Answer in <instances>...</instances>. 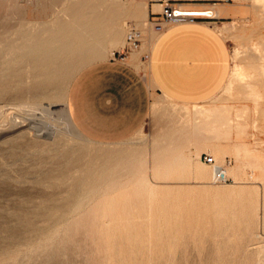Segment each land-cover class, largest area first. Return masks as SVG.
<instances>
[{
  "label": "rangeland",
  "instance_id": "1",
  "mask_svg": "<svg viewBox=\"0 0 264 264\" xmlns=\"http://www.w3.org/2000/svg\"><path fill=\"white\" fill-rule=\"evenodd\" d=\"M45 1L47 0H0V36L24 34V32H26L27 34H31L30 32H32V34H43V35L63 33L60 31L48 32V33L47 31H43V32L35 31V30L27 31L25 29L27 25L28 26L31 25V23H28L29 20H40L45 24V23H49L52 19H55L56 17L62 16L64 12L68 11L69 9L73 7L72 3H75L77 0H67V1L60 0L57 6L53 9V14L51 16H48V15L40 16L37 14H32V15L25 14L26 4L30 5L29 8L31 9V6H33L35 2L39 3V5L42 4V6H38V9H39L38 13L45 12L47 10L46 9L47 7L43 5ZM242 1L245 2L247 0H242ZM250 1L256 4L257 9H258L257 14L255 15L251 14L248 16L246 15L240 18H232L229 21L222 23L220 27H218L220 31L223 33V35L226 37V39L228 40L231 53H232V68H231L230 76H229L227 83L222 88V90H220V92L215 97L208 100L207 102H204L202 104L190 105V106L179 105L161 96L160 99H156L152 103L150 120L145 122V123L147 122L150 123L149 130L144 131L143 126H142L135 134H133L132 136H130L129 138L125 140L114 142V143L100 142V141H97V140H94V139H91L85 136L76 127V130L78 131L77 133L78 135H80V136H77V133L75 131H73L72 129H70L64 124L63 114L61 112V107H62L61 103L64 100L68 101V93H69L70 85L72 83V77L77 71L80 70L81 67L83 68L89 63L97 61V60L108 59L117 49H119L120 52L123 53L122 55H125L126 51L129 49V44H127L125 48H121V46L111 48L110 50H108L105 57H101L103 52L94 54L93 56L91 54H87L85 57L84 65L82 66L71 67L72 66L71 64L63 63V67L60 70L52 73V76L46 79L31 76L33 72H31L30 74L22 73L21 74L22 79L20 80L21 85L19 84L18 87L15 85L16 83H19V81L17 80H12L10 83L6 84V86H11V87H9L7 92L4 90L0 91V104L4 103V105L7 106L8 104L10 106L7 108L5 106L4 108V105H0V107L3 106V108L6 109L5 112L7 111V113L10 116L12 117L14 116L15 118H18V119L24 118V120L27 119L28 121H26L27 126H25L24 130L21 129L20 131H17L18 133L12 132V131H5L3 135L0 136V140H1L0 141L1 142L0 143V264H105V263L106 264H111V263L116 264L114 263L116 261L117 263L122 261L120 262V264H128V261L125 260L127 259L126 253L128 252H129L128 253L129 264H134L133 261L135 258L138 259L137 260L138 262L134 261L135 264H139L141 262L140 254L142 253L143 250L144 251L142 254L144 256L142 255V261H143L141 262L142 264H146V263L148 264H152V263L153 264H170L171 262L169 261H172V264H176L175 262H177V264H259V263L264 264V263H261V262H264V244H263L264 243V218H263L264 199L262 197L264 196V183L262 182L260 184V183L252 182L251 178L249 179L248 175L245 176V178H239V176H237L235 173H233L230 170L231 167H234L237 164V159H236L234 152H226V155L217 159V162L223 164L225 168L227 169V176L230 178L227 181H221V182L215 181L212 177L213 171H212V175L210 179L208 180L197 178L195 175L190 173L189 171L190 167L186 168L187 171L184 174L176 172L167 177L156 174V170L158 168L163 167V164L166 162V157L163 156V154L165 153V150L159 149V144L163 142L164 135L167 132L173 133L174 135L176 130L178 131V128L176 126H178L180 123L184 122L185 120L189 121V119H185L184 116H187L188 118L192 115L199 117L201 115H206L209 111L215 108L226 109V111H229L230 114L238 113V111L243 110L245 107L249 105H253L255 101V94L253 93L254 88L264 89V75H263L264 74L263 73L264 72L263 70L264 69V58H263L264 57V51H263L264 50V9L263 7H261L262 3H264V0L263 1L262 0H250ZM260 1H262V3H260ZM100 3H103V2H99L98 4H96L97 9L98 8L103 9V7L99 5ZM121 4L123 3L120 2L117 4H111L108 8L120 11L119 12L120 13L119 22L127 30L126 37H128L129 34L133 31L132 28L138 30L141 33L138 48L142 49L143 46L147 48L146 50L144 49V51H142V54L144 57V63L147 64L149 55H150V45L152 44V41L155 40V38L162 32V30H159L156 27V25L153 23L151 18L150 20H147L146 28L139 29L135 26H130L128 28V22H127V19L125 18L126 8L121 6ZM160 20H161V17H160ZM131 23L133 24L134 22L131 21ZM90 55L91 57L89 58ZM234 63L236 64V66ZM254 64L256 66H254ZM49 66L52 67L53 65L49 64ZM236 67L238 70H236ZM233 70H234V73L236 74L233 73ZM66 82L68 84H66ZM148 82L150 81L148 80ZM45 84H48V86L46 87L49 88L52 94L54 93L53 97H51L50 99L44 100L45 104L48 101L56 100L58 105L55 107L57 109L59 108L58 110H56L57 112L56 111L51 112L52 115L50 113L51 118L47 117L49 113H47L46 111H42L41 108L36 107V110H35L36 113H33L35 112L34 111L35 108L26 107V108L21 109L22 111L24 110L22 112L20 111V108L18 110L15 107L14 103L17 102L18 99L22 98L20 94H23L26 89L31 88L32 92H35L39 90L40 88L45 87ZM150 85L152 87V94L154 96H158L151 82H150ZM4 87H5V84H0V90L3 89ZM12 104L14 107L11 106ZM16 111H18L17 113H19L18 114L19 116L17 115ZM26 112L29 113V117L27 116L28 118L25 117V115H28V113ZM42 112H45V114L47 113L45 117V120H47V123L46 121L45 122L42 121L44 120V116H45V114L43 116H40V114L41 115L43 114ZM30 113L34 114V116L36 115V117H34L33 115L31 116ZM1 117L2 115L0 116V118ZM40 117L42 118V120ZM4 119L5 118L3 117L0 119V123H1L0 125H4L5 121L4 123L2 122V120ZM196 119L197 118H193L192 121H196ZM20 120H23V119H20ZM48 120L51 123L55 121L54 125H52ZM57 120L61 122L59 123L57 122ZM197 120L200 121V118H198ZM30 123L32 126H34L33 128L30 125ZM51 125L53 127H55V125L62 126V128L65 131L67 129L66 135L68 136V138H66V140L59 139V138L53 140L52 138H48L47 136H48V132H50V129L52 127ZM47 126H50V127L46 128ZM47 129L49 130L47 131ZM68 130H72V131H68ZM254 132H255V135L246 136L247 137L246 139L252 140L250 142H247V144L250 146L251 149L252 148L254 149L253 142L255 138H257V140L264 141V127L261 128L259 127V125H255L252 128V133ZM15 133L17 135L18 134L20 135H18L17 137L15 136L16 135ZM5 138H8V139H5ZM47 140H49L48 144L47 142H45ZM72 145L73 147H71ZM171 145H175V144L172 143ZM177 145L179 146V144ZM184 146L185 145L183 144V146H181L179 150H175V149L171 150V153L172 154H176L179 152L185 153L184 150L182 149V147ZM7 148L9 151L7 150ZM257 151L258 149L251 150L248 156V159L258 156L259 155L258 153L260 151L258 153ZM202 152L210 153L213 155V152L210 151L209 149H205ZM194 157H196V155H194ZM227 157L232 159V163L229 165L225 164V160ZM199 160L203 162L205 165H207L209 169H211L212 165L206 163L201 158V154H200ZM88 161L89 163H87ZM143 177L150 179L151 183L157 186V189H156L157 191L155 190V192L152 195H150L148 191L137 190V186L139 185L138 180ZM169 180L171 181L173 180V182H170ZM224 184L227 185L226 188ZM257 187L259 188L258 190H257ZM230 188L235 191L232 192ZM261 188L262 190H260ZM238 189H239V192H238ZM251 189L253 190L251 191ZM240 191L241 192L243 191V194H241L243 197H240V200H242L244 197L246 200V202L245 200L242 201V203L243 202L245 203V207L244 209H242V211H238V209L239 208L241 209V206H244V204L242 205V203L239 200V197L236 196L237 194H239L240 196ZM256 191H259L258 192L259 195H257ZM250 192L254 193L255 196L251 195ZM156 194L158 197L157 199H156ZM183 195L184 196L186 195V197H184ZM245 195L247 196V198ZM152 196L153 198H155L153 203H152V200H153ZM257 196L258 197L260 196V198H258ZM180 197H183V198L181 199ZM224 197L225 198L227 197V198L225 199ZM248 197H250V199H248ZM149 198H151V200H149ZM236 198H238L241 206L237 204L239 202H237ZM252 198H253V202L252 201L251 203L249 202V207H248V204L246 203H248V200H252ZM158 199H159V202H158ZM227 199L228 200L231 199V201L234 200L232 202L229 201L231 206H229L230 204L228 201L227 202L225 201ZM258 199H261V200L258 201ZM209 200L211 202H209ZM222 200H224L225 202H222ZM74 201L77 203H75ZM207 201L210 204V205L207 204L208 208H207V205H205ZM255 201L257 202L256 204L257 206L259 203L258 207L260 208H256L258 209V211L257 210L254 211ZM165 202L167 204H165ZM233 202H236V203L234 204ZM260 202L261 203L263 202V203L261 204ZM156 203H157V206H156ZM158 203H160V205ZM219 203L222 204L221 206L225 205L224 203H227V204L224 206L225 207L224 208V207H221ZM171 204L172 206L174 204V206L172 207ZM250 204L253 207L250 206ZM85 205L86 206L88 205V206L86 207ZM199 205L201 208L198 207ZM211 205L212 207L215 206V209H213L214 211H212ZM132 206H133V209H132ZM175 206L177 207V209H174L176 208ZM188 206L190 208V212H192L191 215L189 214V211H186V210H189ZM202 206L205 208V210L203 209ZM226 206H228L227 208L229 209V210H226L228 213L226 211H223L226 209ZM234 206H237L238 208L237 207L235 208ZM247 207L249 208V211ZM159 208H162L163 210ZM206 208L207 210H209L210 213L206 210ZM234 208L236 210L233 212V214L236 216L237 221L235 220V216H233V214L231 213L232 210H234ZM149 209H152L151 213H150L151 210ZM200 209L201 211L203 209L204 213L206 211L205 213L206 215L203 212L202 213L204 215H201L202 213H199ZM245 209L247 210V213L246 211L243 213ZM130 210L132 211L130 212ZM219 210H220V213L218 212ZM182 211H185V212H182ZM237 211H238V218L240 219H241L240 213L242 212V219H241L242 221L237 218V215L235 214ZM187 212L189 215L187 214ZM207 212L209 214L208 216H207ZM256 212L260 215V217H258L259 215ZM164 213H166V215L168 216H164L165 215ZM252 213L253 214L255 213L258 218L255 217V214L252 215ZM182 214H183V218H181ZM216 214L218 216H216ZM221 214L223 218L226 217L225 220L221 217ZM227 214L230 215V218L233 216L234 219L232 218L231 219H232V223H235L234 225L230 223L229 221L230 219H228L229 215ZM247 214L248 216H251L252 218L254 217L253 218L254 220L250 219L251 217L247 218L248 217L246 216ZM151 215H153L154 217ZM106 216H108V218ZM169 216L171 218H167ZM172 216H178L179 221L177 220V217H176V222L174 221L175 217H173V220H172ZM150 217H153V218L151 219ZM209 217L211 218V220L210 219L206 220V218H209ZM213 217H216L217 219H222V220L220 222L219 220L217 221L216 218H213ZM218 217H221V218H218ZM184 218L186 219V222L183 220ZM255 218L257 222L255 221ZM88 219H89V222H87ZM116 219L117 221H115ZM165 219H168V220L171 219V221L173 222L169 220L166 224L165 222L167 220L165 221ZM213 220H215L216 222ZM246 220L248 223L251 222L249 220H252V222L253 221L254 222L251 223L249 227V224H247ZM114 221L115 223L116 222L117 223L115 224ZM155 221H156L155 223L156 225L154 224ZM162 221L163 222L165 221V222L163 223ZM224 221L226 224L223 223ZM174 222L176 223L177 226L180 224V226L178 227L179 229L177 228L178 231L176 230V226H174L175 225ZM178 222H182V224ZM214 222L215 223L220 222L222 226L223 224L226 226H224L223 228L220 225V223L219 224L217 223L219 225L218 226L217 224H214ZM102 223L103 225L105 223L104 226L106 227H103ZM168 223H170V225ZM183 223H185V226L183 225ZM108 224H111V226ZM117 224L119 225V228L117 227ZM192 224H194V226ZM150 225L153 230L150 228ZM200 225L202 226V228ZM215 225H216V228H214ZM247 225L249 228H251V230L248 227L246 228ZM147 226L149 227V229ZM168 226L170 227V229L172 228H175V229H172V230L168 228L167 230L166 228L163 229L164 227H168ZM183 226L185 227V229H181V228H184ZM158 227L159 228L162 227V230H165V231L163 232L161 228L158 230ZM227 227H229L230 229L229 228L227 229ZM125 228L126 230L128 229L129 232L126 231ZM146 228L148 229L150 233L148 231H145ZM187 228H188V231H186ZM197 228L198 230H195ZM66 229L68 230L66 231ZM180 229L184 230L186 235H188V232H189L188 236L190 237L186 236L183 231H180ZM107 230H110V233H109L110 236L112 234V236L110 237V240L108 239L109 236L108 237L106 236L108 234ZM119 230H121V232ZM154 230L156 232H154ZM168 230L170 231L168 234H166ZM174 230L178 232V234L177 232L176 233L174 232V234H176L177 236L173 235L172 231ZM69 231H70V235H69ZM247 231H249V233ZM106 232L107 234H105ZM126 232H128V235ZM144 232L145 234H141ZM147 232L148 234L146 236ZM161 232L163 233L162 236H160V234H162ZM191 232L193 234L195 233L196 235L194 236ZM198 232L203 234V236L201 235L202 237L201 236L199 237V235L197 234H200V233ZM103 233L105 236L102 237L101 235H103ZM113 233L117 235V240H116V237H114L115 235ZM153 233L155 234L153 235ZM251 233L252 234L254 233V234L252 235ZM150 234L152 238L150 237ZM183 234L184 236H186L185 238ZM97 235L102 240H99V238L96 237ZM123 235L125 238L123 237ZM130 235L133 237V239H131ZM166 235L167 236L171 235V236H168L167 238ZM178 235L180 239H178L179 238ZM192 235H193V238H192ZM249 235H250V238H248ZM127 236L130 237L132 241L134 240L132 242L133 244L134 242H136L134 247H133V244L129 245V243H127L128 241H130L129 238H128L129 240L127 241V238H126ZM144 236L146 238H144ZM159 237H161V239L164 237L161 241L164 242L165 240H167L168 242L167 241L165 242L168 243V246L169 245L170 246L172 245V246L171 247L169 246V248H167L166 247L167 244L164 243L165 244L164 245L163 242L161 244H157L158 240H155V238L160 239ZM174 237H176L178 241ZM194 237H197V238H194ZM112 238L114 239L112 240ZM51 239L53 242H55V246H57V247L54 246L53 249L49 245V244H51V246L53 245L52 244L53 242H51ZM106 239H108L110 242H107ZM146 239L147 241H149L148 244H147ZM169 240H172V241L176 240L173 242H175L177 246L175 245V243L169 244V243H173V242H170ZM182 240L183 241L185 240L184 241L185 243ZM57 241L59 242V245ZM114 241L115 242L118 241V242L115 243ZM152 241H155L154 244H157V246L159 245L158 247L160 249L157 248L156 245L154 247V245L152 244L153 243ZM102 242L103 244L105 243V245H103L105 246L104 247L105 251L103 250L101 252L99 248L100 247L101 249L103 248L101 246ZM141 242L142 244H140ZM181 242H183V245L185 244L184 247L186 246V244L188 247L186 249L182 247L183 245L182 246L180 245L182 244ZM118 243L119 245H117ZM121 243L128 247L127 248L128 251L123 249V247L125 248V246H123ZM111 244L116 245V248L118 250L116 248H112L114 245L111 246ZM130 244H131V241H130ZM162 244H163L164 249L161 246ZM46 246L48 247V249ZM119 246H120V250L118 248ZM174 246L175 248L178 247V249H175V251L173 248ZM49 247L53 251V253L51 252ZM106 247L108 248V252H106L107 250ZM149 247H150V250H149ZM161 247L163 250L161 249ZM130 248H131V251L129 250ZM113 249H116V250L114 251ZM140 249L141 250L143 249L141 253H139ZM112 250L115 253V256L113 255V258L115 257L114 259H116V261L111 259L112 257L111 255L114 254V253H111L113 252ZM168 250L170 251L168 252ZM156 251H157V254H159L160 252L159 255H163V254L165 255V252H166L167 258H165L166 256H164L165 258L164 259L162 256V258L159 259L160 256L159 255H158L159 257L156 256ZM146 252H148L147 253L148 256L146 255ZM152 252H154V254ZM116 253L118 254L120 253L119 254L120 256L116 255ZM138 253L140 255L139 258H138L139 256ZM103 254L105 256H103ZM133 254H134V257L135 256L137 257L134 258ZM172 254H175V257L177 258L178 261L175 260L176 258L173 257L174 255L172 256ZM106 255L108 256V258L110 257L109 258L111 259L110 263H108L109 261L106 260L107 259ZM117 256H119V258L121 256H124L120 258V259L122 258L124 259L120 260L116 258ZM155 256L157 259L154 258ZM260 256L262 257V259ZM146 257L148 258L151 257V258L147 260ZM123 260L125 262H123ZM145 260H147V262ZM159 260H162L161 263ZM216 261L217 263H214Z\"/></svg>",
  "mask_w": 264,
  "mask_h": 264
},
{
  "label": "bare ground",
  "instance_id": "2",
  "mask_svg": "<svg viewBox=\"0 0 264 264\" xmlns=\"http://www.w3.org/2000/svg\"><path fill=\"white\" fill-rule=\"evenodd\" d=\"M67 1V0H66ZM263 1V0H262ZM262 1H260V3H262ZM99 2H103V3H100L99 5L101 6V7H103V9H100V8H98L97 9V6H96V4H98ZM120 2H123L122 0H77L75 3H72V8L71 9H69L68 11H66V12H64L63 13V15L62 16H60V17H56L55 19H52L49 23H43L42 21H40V20H29V22L28 23H31V25L30 26H26V30L27 31H33V30H35V31H47V33L48 32H56V31H60V32H63V33H60V34H46V35H43V34H32V32H30L31 34H27L26 32H24V34H16V35H8V36H0V84H5V87L3 88V89H1L0 91H2V90H4V91H6L7 92V90L9 89V87H11V86H6V84H8V83H10L12 80H17V81H19V83H16L15 85L18 87L19 86V84H20V80L22 79V73H27V74H30L31 72H33V74L31 75V76H33V77H39V78H43V79H46V78H48V77H50V76H52V73H54V72H57L58 70H60L62 67H63V63H69V64H71L72 66L71 67H76V66H82V65H84V61H85V57H86V55L87 54H91L92 56L94 55V54H97V53H100V52H103V54L101 55V57H105L106 56V54H107V52H108V50H110L111 48H114V47H119V46H121V45H124L125 44V42H126V40H125V36H126V33H127V30L124 28V26L123 25H121L120 24V22H119V17H120V11H117V10H113V9H109L108 7L111 5V4H117V3H120ZM68 3V2H67ZM66 3V4H67ZM259 3V4H260ZM157 4V3H156ZM261 5V4H260ZM38 6H39V3H37V2H35L34 4H33V6H31V9H30V11H34V12H39V9H38ZM158 7H159V11L161 10V5L160 4H158ZM176 7H177V10L179 11V14H184V15H186V16H196V15H201V16H213V15H215L216 14V12H215V10L214 9H200V8H188V7H182V6H179V5H176ZM261 7H263V9H264V3H262V5H261ZM62 9V8H61ZM60 11V10H59ZM61 13V12H60ZM56 15V14H55ZM263 18V17H262ZM162 25H164V24H162ZM130 27V26H129ZM17 29V28H16ZM133 29V28H132ZM132 31V30H131ZM133 32V31H132ZM131 32V33H132ZM128 42V41H127ZM108 45H109V47H108ZM254 48V47H253ZM260 48V47H259ZM255 49V48H254ZM257 49H258V47H257ZM264 51V50H263ZM252 52V51H251ZM260 52V51H259ZM246 54V53H245ZM254 54V53H253ZM261 54V53H260ZM91 55L89 56V58L91 57ZM96 56V55H95ZM61 57H63V58H61ZM61 58V59H60ZM264 58V57H263ZM60 59V60H59ZM49 64H52L53 66L52 67H50L49 66ZM81 64V65H80ZM235 64V63H234ZM263 65V64H262ZM235 66H236V64H235ZM254 66H256L255 64H254ZM258 66V65H257ZM261 67V66H260ZM82 68V67H81ZM80 68V69H81ZM240 69H241V67H240ZM261 69H263V68H261ZM64 70V69H63ZM235 70V69H234ZM234 70H233V73H234ZM236 70H238L237 69V67H236ZM264 70V69H263ZM243 71V70H242ZM67 72V71H66ZM232 73V74H233ZM264 73V72H263ZM234 74H236V73H234ZM238 74V73H237ZM242 74V73H241ZM264 75V74H263ZM233 76H235V75H233ZM241 76H243V75H241ZM253 76V75H252ZM246 77V76H245ZM238 78V77H237ZM251 78V77H250ZM239 79H241V78H239ZM66 81V80H65ZM68 82V81H67ZM66 82V84H68ZM241 82H243V81H241ZM231 83V82H230ZM11 85H13V84H11ZM21 85V84H20ZM43 85V84H42ZM44 86V85H43ZM46 86H48V84H45V87H42V88H40L39 90H37V91H35V92H32V90H31V88H28V89H26L25 90V92L23 93V94H20V96L22 97V98H20V99H18L17 100V102H13L14 104H15V107L19 110V108H20V111H22L21 109H23V108H26V107H32V108H35L34 109V111L36 110V107L37 108H41L42 109V111H46L47 113H49V115H47V117H50L51 115H52V113L51 112H54V111H56V110H58L55 106H57L58 105V103L56 102V100L55 101H48L46 104H45V99H50L51 97H53V94L50 92V90H49V88L48 87H46ZM66 87H68V86H66ZM248 88H250V87H248ZM10 92V91H9ZM68 92V91H67ZM252 92V91H251ZM250 92V93H251ZM5 93V92H4ZM253 93L255 94V101H254V103H253V105H249V106H247V107H245L243 110H241V111H238V113H235V114H230V112L229 111H226V109H218V108H215V109H213V110H211V111H209L206 115H203V118L204 119H202V120H200V121H197V122H195V124H194V126L192 127V134L194 135V136H199V137H201L202 139H203V141H205L206 140V138H216V139H218V138H222V137H224V138H231V137H233V136H238L240 139H241V141H240V143L238 144V145H236V147H235V156H236V159H237V164H236V166H234V167H231L230 168V170L233 172V173H235L237 176H239V178H245V176H249V179L251 178V180H252V182H255V183H264V141L263 140H257V138H255L254 139V142H253V144H254V149L252 148H250V146L247 144V142H245V141H243V139H244V137H246V136H250V135H255V132L254 133H252V128H253V123L255 124V125H259V127H261V126H263V115H264V89H259V88H254L253 89ZM249 94V93H248ZM252 95V94H251ZM14 96V95H13ZM55 97V96H54ZM58 98V97H57ZM3 99V98H2ZM58 101V100H57ZM2 103V102H1ZM10 104V103H9ZM62 107H61V112H62V114H63V120H64V124L67 126V127H69L70 129H72L73 131H75L76 133L78 132L77 130H76V125L74 124V122H73V120H72V117H71V115H70V112H69V108H68V101H66V100H64L62 103ZM0 105H4V103L3 104H0ZM5 106L6 105H4V108H5ZM10 105H8L7 104V106H6V108L7 107H9ZM11 106H13V104L11 105ZM232 106V105H231ZM14 107V106H13ZM13 107H11V108H13ZM3 108V106H1L0 107V116L2 115V117L3 118H5L4 120H2V122L4 123V121H5V123H4V125H0V136H2L3 135V133L5 132V131H12V132H17V131H20L21 129H25V126H27V122L26 121H28L27 119L26 120H24V118H20V119H23V120H20V119H18V118H15L14 116L12 117V116H10L8 113H7V111L5 112V110L6 109H4ZM15 108V109H16ZM9 109V108H8ZM13 110V109H12ZM25 110H27V109H25ZM24 111V110H23ZM22 111V112H23ZM38 111V110H37ZM41 111V110H40ZM18 111H16V113H17ZM57 112V111H56ZM59 112H60V110H59ZM13 113V112H12ZM11 113V114H12ZM21 113V112H20ZM26 113H28V112H26ZM33 113H36V111L35 112H33ZM43 114L41 115L40 113V116H43L44 114H45V112H42ZM46 113V114H47ZM50 113H51V115H50ZM19 113H17V115H18ZM22 114V113H21ZM24 114V113H23ZM46 114H45V116H44V120H42V118H41V120L42 121H46V123H47V120H45V117H46ZM5 115V116H4ZM30 115L32 116H34V114H31L30 113ZM60 115V114H59ZM19 116V115H18ZM22 116V115H21ZM29 117V113H28V115H25V117ZM1 117V118H2ZM24 117V116H23ZM27 117V118H28ZM34 117H36V115L34 116ZM55 117V116H54ZM0 118V119H1ZM51 118V117H50ZM58 118V117H57ZM62 118V117H61ZM30 119V118H29ZM32 119V118H31ZM39 119V118H38ZM47 119V118H46ZM49 119V118H48ZM53 119V118H52ZM59 119V118H58ZM261 119V121H262V123H260L259 124V120ZM30 121V120H29ZM41 121V122H42ZM49 121V120H48ZM52 121V120H51ZM43 122V123H44ZM50 122V121H49ZM57 122H59L58 120H57ZM61 122V121H60ZM59 122V123H60ZM37 123V122H36ZM45 123V124H46ZM51 123V122H50ZM54 123H55V121L53 122V123H51L52 125H54ZM62 123H63V121H62ZM1 124V123H0ZM44 124V125H45ZM262 124V125H261ZM30 125H31V123H30ZM47 125V124H46ZM51 125V126H52ZM32 126V125H31ZM34 126H32V128H33ZM48 127H50V126H47L46 128H48ZM262 128V127H261ZM49 129H47V131H48ZM72 130H68V131H72ZM66 132H67V129H66V131L62 128V126H58V125H55V127H51V129H50V132H48V138H52L53 140L54 139H65L66 140V138H68V136L66 135ZM18 133V132H17ZM25 133V132H24ZM47 133V132H46ZM50 133V134H49ZM70 133V132H69ZM73 133V132H72ZM71 133V134H72ZM257 133V132H256ZM16 134V133H15ZM42 134H43V132H42ZM177 134H182V132L181 133H177V132H175L174 133V135H173V133H169V132H167L165 135H164V140H163V142L162 143H160L159 144V149H161V150H165V153L163 154V156H165L166 157V162L163 164V167H161V168H158L157 170H156V174L158 175H161V176H165V177H167V176H170L171 174H173V173H176V172H178V173H181V174H184L186 171H187V169L186 168H188V167H190L189 168V171H190V173H192L193 175H195L197 178H200V179H210V177H211V175H212V171H213V179H214V177H215V175H214V172H215V170H214V165L213 164H211L212 165V167H211V169H209V167L207 166V165H205L203 162H201L200 160H199V157H200V151H197L196 152V157H194L190 152L188 153V154H185V153H183V152H179V153H176V154H172L171 153V150H173V149H175V150H179L180 149V147L181 146H178L175 142H174V140H176V138L179 136H177ZM14 135V134H13ZM18 135H20V134H18ZM18 135L16 134L15 136H17L18 137ZM47 135V134H46ZM11 136H12V134H11ZM24 136V135H23ZM37 136V135H36ZM77 136H80V135H78V133H77ZM82 136V135H81ZM10 137V136H9ZM44 138V137H43ZM82 138V137H81ZM5 139H8V138H5ZM47 139V138H46ZM70 139V138H69ZM11 140V139H10ZM15 140V139H14ZM16 140H17V138H16ZM20 140V139H19ZM71 140V139H70ZM172 140V141H171ZM1 141V140H0ZM38 141V140H37ZM36 141V142H37ZM48 141L49 140H47V141H45V142H47V144H48ZM58 141V140H57ZM6 142V141H5ZM1 143V142H0ZM39 143V142H38ZM61 143V142H60ZM172 143H174L175 145H171ZM44 144V143H43ZM46 144V145H47ZM57 144V143H56ZM59 145V144H58ZM43 146V145H42ZM75 146V145H74ZM9 147V146H8ZM40 147H41V145H40ZM49 147V146H48ZM56 147H57V145H56ZM55 147V148H56ZM71 147H73V145L71 146ZM103 147H105V146H103ZM39 148V147H38ZM54 148V147H53ZM40 149V148H39ZM257 150L258 149V151H257V153L259 154L258 156H256V157H252V158H249L248 159V156H249V154H250V152H251V150ZM7 150H8V148H7ZM12 150V149H11ZM53 150V149H52ZM9 151V150H8ZM36 151V150H35ZM38 151V150H37ZM44 151V150H43ZM226 151L227 150H225L224 148H221V147H215V148H213L212 149V152H213V155H214V157L216 158V160L218 159V158H220V157H223L224 155H226ZM77 152V151H76ZM52 153V152H51ZM62 153V152H61ZM29 154V153H28ZM51 155V154H50ZM59 155V154H58ZM56 158V157H55ZM59 158V157H58ZM142 159V158H141ZM89 160V159H88ZM195 160H196V162H195ZM64 161V160H63ZM224 162V161H223ZM87 163H89V161L87 162ZM221 164V163H220ZM223 165V164H222ZM87 166H88V164H87ZM223 169H224V172H225V174H226V176H227V169L225 168V166L223 165ZM151 170V169H150ZM86 171V170H85ZM108 171V170H107ZM249 171V172H248ZM67 172V171H66ZM87 173V172H86ZM250 173V174H249ZM83 174H85V173H83ZM112 174V173H111ZM71 175V174H70ZM233 175V174H232ZM84 176V175H83ZM150 176V175H149ZM110 177H111V175H110ZM234 177V176H233ZM69 178V177H68ZM67 180V179H66ZM44 181V180H43ZM216 181V180H215ZM224 181V180H223ZM243 181V180H242ZM246 181V180H245ZM42 182V181H41ZM240 182V181H239ZM248 182V181H247ZM249 182H251V181H249ZM109 183V182H108ZM138 183H139V185L137 186V190H145V191H148L149 193H150V195H152L154 192H155V190L157 189V186H155L154 184H152L151 183V181H150V179H148V178H145V177H143V178H140L139 180H138ZM236 183H237V181H236ZM242 183V182H241ZM40 184H42V183H40ZM79 184V183H78ZM229 184V183H228ZM39 185V184H38ZM225 185V188H226V184H224ZM231 185V184H230ZM78 186V185H77ZM103 186V185H102ZM233 186V185H232ZM235 186H236V184H235ZM261 186V185H260ZM48 187V186H47ZM251 187V186H250ZM78 188V187H77ZM76 188V189H77ZM80 188V187H79ZM159 188V187H158ZM218 188H220V187H218ZM262 188H263V186H262ZM262 188L260 189V190H262ZM202 189V188H201ZM231 189V188H230ZM255 189V188H254ZM259 188L257 187V190H258ZM83 190V189H82ZM240 190H241V188H240ZM253 189H251V191H252ZM85 191V190H84ZM157 191V190H156ZM159 191V190H158ZM231 191L233 192V191H235V190H233V189H231ZM255 191V190H254ZM185 192V191H184ZM221 192V191H220ZM238 192H239V189H238ZM237 192V193H238ZM245 192V191H244ZM247 192V191H246ZM259 191H256V193H257V195H259V193H258ZM98 193V192H97ZM137 193V192H136ZM182 193V192H181ZM236 193V194H237ZM261 193V192H260ZM91 194V193H90ZM235 194V195H236ZM241 194H243V191L241 192L240 191V196H239V194H237L236 196H238L239 197V200H240V197H243ZM250 194L251 195H253V196H255V194L254 193H251L250 192ZM249 194V195H250ZM100 195H101V193H100ZM99 195V196H100ZM194 195H195V193H194ZM213 195H214V193H213ZM226 195V194H225ZM228 195V194H227ZM248 195V196H249ZM261 195V194H260ZM79 196V195H78ZM169 196V195H168ZM182 196V195H181ZM184 196V195H183ZM200 196V195H199ZM246 196V195H245ZM252 196V197H253ZM86 197V196H85ZM154 197H155V195H154ZM184 197H186V195L184 196ZM202 197V196H201ZM214 197H215V195H214ZM216 197H217V195H216ZM229 197V196H228ZM258 197V196H257ZM263 197V199H264V196H262ZM67 198V197H66ZM139 198V197H138ZM152 198H153V196H152ZM158 197H157V194H156V199H157ZM181 199L183 198V197H180ZM212 198V197H211ZM225 198V197H224ZM227 198V197H226ZM225 198V199H226ZM231 198V197H230ZM246 198H247V196H246ZM254 198H256V197H254ZM258 198H260V196L258 197ZM76 199H77V197H76ZM96 199V198H95ZM154 199L155 198H153V200H152V203L154 202ZM167 199V198H166ZM189 199V198H188ZM192 199V198H191ZM194 199V198H193ZM196 199V198H195ZM223 199V198H222ZM229 199V198H228ZM225 200L226 202L228 201H231V199L230 200ZM234 199V198H233ZM248 199H250V197H248ZM247 199V200H248ZM149 200H151V198H149ZM172 200V199H171ZM177 200V199H176ZM213 200V199H212ZM214 200H216V199H214ZM236 200H237V202H239V200H238V198H236ZM245 200V197L242 199V200H240V202L242 203V201H244ZM261 199H258V201H260ZM157 201V200H156ZM169 201V200H168ZM168 201H166V202H168ZM179 201H180V199H179ZM202 201V200H201ZM201 201H199V202H201ZM204 201V200H203ZM221 201V200H220ZM224 200H222V202H225ZM232 201H234V200H232ZM231 201V202H232ZM251 201L253 202V198H252V200H248V203H246V204H248V207H249V202L251 203ZM65 202V201H64ZM75 202V201H74ZM83 202V201H82ZM107 202H108V200H107ZM158 202H159V199H158ZM165 202V204H167ZM173 202H174V200H173ZM178 202V201H177ZM176 202V203H177ZM209 202H211L210 200H209ZM215 202V201H214ZM240 202L239 203H237L239 206H241L240 205ZM245 202H246V200H245ZM45 203V202H44ZM75 203H77V202H75ZM93 203V202H92ZM100 203H101V201H100ZM149 203H150V201H149ZM163 203V202H162ZM172 203V202H171ZM195 203V202H194ZM204 203V202H203ZM216 203H217V201H216ZM215 203V204H216ZM221 203V202H220ZM219 203V204H220ZM234 204L236 203V202H233ZM261 203V202H260ZM263 203V202H262ZM261 203V204H262ZM74 204V203H73ZM89 204V203H88ZM159 205H160V203H158ZM164 204V205H165ZM184 204V203H183ZM192 204V203H191ZM200 204H202V203H200ZM207 204H209L208 203V201H207V203H205V205H207ZM213 204V203H212ZM214 204V205H215ZM225 205L227 204V203H224ZM229 204H230V202H229ZM233 204V205H234ZM244 204V206H241V209L239 208L238 209V211H242V209H244V207H245V203L243 202L242 203V205ZM254 204H255V206H254V211H258V209H256V208H260V207H258L259 206V203H258V206L256 205L257 204V202L255 201L254 202ZM253 204V205H254ZM264 204V203H263ZM56 205V204H55ZM61 205H63V204H61ZM75 205V204H74ZM132 205V204H131ZM152 205V204H151ZM154 205V204H153ZM169 205V204H168ZM179 205V204H178ZM190 205V204H189ZM210 205V204H209ZM222 204H220V206H221ZM225 205H223V206H221V207H224ZM237 205V206H238ZM51 206V205H50ZM73 206V205H72ZM86 206V205H85ZM88 206V205H87ZM86 206V207H87ZM156 206H157V203H156ZM155 206V207H156ZM163 206V205H162ZM171 206H172V204H171ZM173 206H174V204H173ZM172 206V207H173ZM177 206V205H176ZM175 206V207H176ZM182 206V205H181ZM180 206V207H181ZM204 206V205H203ZM202 206V207H203ZM229 206H231V204L229 205ZM237 206H234L235 208L237 207ZM250 206H252L251 204H250ZM257 206V207H256ZM264 206V205H263ZM128 207V206H127ZM151 207V206H150ZM164 207V206H163ZM171 207V208H172ZM194 207H195V205H194ZM199 208H201L200 207V205L198 206ZM205 207V206H204ZM203 207V209L205 210V208ZM228 206H226V209L225 210H223V211H226V210H229L228 208H227ZM233 207V206H232ZM247 207V208H248ZM253 207V206H252ZM251 207V208H252ZM85 208V207H84ZM91 208V207H90ZM138 208V207H137ZM143 208V207H142ZM158 208V207H157ZM188 208H189V206H188ZM207 208H208V205H207ZM207 208H206V210H207ZM210 208V207H209ZM225 208V207H224ZM223 208V209H224ZM234 208V210H232V214H233V212L236 210ZM238 208V207H237ZM250 208V209H251ZM132 209H133V206H132ZM152 209H153V207H152ZM152 209H149V210H151L150 211V213L152 212ZM159 209H162V208H159ZM174 209H177V207L176 208H174ZM185 209H186V207H185ZM184 209V210H185ZM194 209V208H193ZM196 209H197V207H196ZM203 209H202V211H201V209H200V212L199 213H202L203 212ZM211 209H212V211H214L213 209H215V206L214 207H212V205H211ZM221 209V208H220ZM103 210H104V208H103ZM158 210V209H157ZM163 210V209H162ZM165 210V209H164ZM167 210H169V209H167ZM172 210V209H171ZM179 210H180V208H179ZM222 210V209H221ZM78 211V210H77ZM113 211V210H112ZM132 210H130V212H131ZM134 211V210H133ZM144 211V210H143ZM173 211H175V210H173ZM186 211H189V214L191 215V213L192 212H190V208H189V210H186ZM195 211V210H194ZM197 211V210H196ZM208 212H209V210H207ZM217 211V210H216ZM231 211V210H230ZM238 211L235 213L236 215H237V218H238ZM246 211V213H247V210L245 209L244 211H243V213ZM248 211H249V208H248ZM251 211V210H250ZM103 212V211H102ZM129 212V213H130ZM138 212V211H137ZM159 212V211H158ZM157 212V213H158ZM182 212H185V211H182ZM208 212H207V216L209 215L208 214ZM219 213H220V210L218 211ZM217 212V213H218ZM222 212V211H221ZM227 212V211H226ZM133 213V212H132ZM147 213V212H146ZM156 213V212H155ZM162 213V212H161ZM160 213V214H161ZM194 213H196V212H194ZM198 213V212H197ZM198 213V214H199ZM204 213V212H203ZM201 214V215H204L205 213H206V211H205V213L204 214ZM210 213V212H209ZM216 213V212H215ZM228 213V212H227ZM230 213V214H231ZM240 213V212H239ZM245 213V214H246ZM249 213H251V212H249ZM248 213V214H249ZM257 213V212H256ZM264 213V212H263ZM84 214V213H83ZM159 214V215H160ZM165 215L164 216H168V215H166V213H164ZM172 214V213H171ZM186 214V213H185ZM184 214V215H185ZM187 214H188V212H187ZM188 214V215H189ZM198 214H197V216H198ZM224 214V213H223ZM244 214V215H245ZM248 214L246 215V216H248ZM255 214V213H254ZM253 213H252V215H254ZM258 214V213H257ZM81 215V214H80ZM156 215V214H155ZM170 215V214H169ZM177 215V214H176ZM193 215V214H192ZM206 215V214H205ZM213 215H215V214H213ZM227 215H229V214H227ZM251 215V214H250ZM259 215V214H258ZM75 216V215H74ZM87 216V215H86ZM90 216V215H89ZM130 216H131V214H130ZM147 216V215H146ZM151 216H153V215H151ZM210 216H211V214H210ZM216 216H218L217 214H216ZM233 216H235L234 214H233ZM233 216L231 217L232 219H234L233 218ZM240 216H241V219H242V212L240 213ZM246 216H244V217H246ZM107 218H108V216H106ZM134 217V216H133ZM154 217V216H153ZM153 217H150L151 219L153 218ZM162 217V216H161ZM173 217H175V222H176V217H177V220H178V216H172V220H173ZM186 217V216H185ZM221 217H222V214H221ZM221 217H218V218H221ZM243 217V218H244ZM251 216H248L247 218H250ZM255 217H257L256 216V214H255ZM258 217H260V215L258 216ZM257 217V218H258ZM156 218H157V216H156ZM164 218V217H163ZM166 218V217H165ZM167 218H171L170 216L169 217H167ZM181 218H183V214H182V217ZM188 218V217H187ZM190 218V217H189ZM211 218H212V216H211ZM211 218L209 217V218H206V220H208V219H210L211 220ZM213 218H216V217H213ZM223 218V217H222ZM230 218V215H229V217H228V219H230L229 221H230V223H232V219ZM254 218V217H253ZM252 217L250 218V219H253ZM263 218H264V215H263ZM66 219V218H65ZM71 219V218H70ZM102 219V218H101ZM105 219V218H104ZM103 219V220H104ZM115 219V218H114ZM146 219V218H145ZM224 220L226 219V217H224L223 218ZM238 219H240V218H238ZM240 219V220H241ZM148 220V219H147ZM156 220V219H155ZM161 220V219H160ZM167 220V221H166ZM170 221H171V219H169ZM168 219H165V223L167 224V222L169 221ZM182 220V219H181ZM185 222H186V219L184 218L183 219ZM192 220V219H191ZM197 220H198V218H197ZM203 220V219H202ZM216 220L218 221H220L221 222V220L222 219H217L216 218ZM235 220H236V216H235ZM248 220V219H247ZM247 220H246V222H247ZM254 220V219H253ZM257 220H259V219H257ZM78 221V220H77ZM92 221V220H91ZM94 221V220H93ZM99 221V220H98ZM115 221H117V219L115 220ZM115 221H114V223H115ZM124 221V220H123ZM179 221V220H178ZM184 221H182V222H184ZM189 221H190V219H189ZM188 221V222H189ZM213 221H215V220H213ZM227 221V220H226ZM237 221V220H236ZM242 221V220H241ZM240 221V222H241ZM249 221H251L250 223H248L247 222V224H249V227H250V224L251 223H253L252 222V220H249ZM255 221H256V218H255ZM81 222V221H80ZM87 222H89V219H88V221ZM97 222V221H96ZM102 222V221H101ZM112 222V221H111ZM151 222H152V220H151ZM150 222V223H151ZM163 222V221H162ZM163 222V223H164ZM171 222H173V221H171ZM174 222V226H176V230L178 231V227L180 226V224L177 226L176 225V223ZM182 222H178V223H181L182 224ZM209 222V221H208ZM216 222V221H215ZM214 222V224H217V223H215ZM219 222V223H220ZM257 222V221H256ZM76 223H78V222H76ZM117 223V222H116ZM115 223V224H116ZM146 223H148V222H146ZM156 223V221L154 222V224ZM202 223H204V222H202ZM210 223H212V222H210ZM218 223V224H219ZM224 224H226L225 223V221L223 222ZM222 223V224H223ZM237 223V222H236ZM244 223V222H243ZM88 224H90V223H88ZM114 224V225H115ZM120 224V223H119ZM137 224V223H136ZM145 224V223H144ZM153 224V225H154ZM169 225H170V223H168ZM172 224V223H171ZM206 224V223H205ZM209 224V223H208ZM217 224V225H218ZM223 224V226L221 225V223H220V225L224 228V226H226V225H224ZM235 223H232V225H234ZM238 224V223H237ZM241 224V223H240ZM71 225V224H70ZM96 225V224H95ZM102 225H103V223H102ZM104 225H105V223H104ZM103 225V227H106V226H104ZM108 225H110L111 226V224H108ZM156 225V224H155ZM160 225V224H159ZM165 225V224H164ZM163 225V226H164ZM183 225L185 226V223H183ZM193 226H194V224H192ZM207 225V224H206ZM211 225V224H210ZM89 226V225H88ZM93 226V225H92ZM127 226V225H126ZM142 226V225H141ZM172 226V225H171ZM183 226V227H184ZM201 226V225H200ZM208 226V225H207ZM219 226V225H218ZM217 226V227H218ZM228 226H230V225H228ZM243 226V225H242ZM256 226V225H255ZM75 227V226H74ZM114 227H116V226H114ZM113 227V228H114ZM117 227L119 228V225L117 224ZM148 227V226H147ZM181 227H182V225H181ZM190 227V226H189ZM222 227H220V228H222ZM248 227V225L246 226V228ZM248 227V228H249ZM101 228V227H100ZM109 228V227H108ZM134 228V227H133ZM144 228V227H143ZM150 228H151V225H150ZM157 228V227H156ZM155 228V229H156ZM161 228V230H162V227H160ZM159 227H158V230L160 229ZM166 228V230H167V228L168 229H170V227L168 226V227H164L163 229H165ZM178 228V229H177ZM195 228V227H194ZM201 228H202V226H201ZM214 228H216V225H215V227ZM219 228V227H218ZM217 228V229H218ZM226 228V227H225ZM229 227H227V229H228ZM255 228V227H254ZM53 229H55V228H53ZM70 229V228H69ZM102 229V228H101ZM142 229V228H141ZM148 229H149V227H148ZM148 229L146 228V230L145 231H148ZM152 229V228H151ZM172 229H175V228H172ZM172 229H170V230H172ZM181 229H185V227L184 228H181ZM180 229V231H183L184 232V230H181ZM200 229V228H199ZM230 229V228H229ZM237 229H238V227H237ZM242 229V228H241ZM250 230H251V228H249ZM68 229H66V231H67ZM71 230V229H70ZM78 230V229H77ZM77 230H76V232H77ZM95 230V229H94ZM115 230V229H114ZM125 230H126V228H125ZM153 230V229H152ZM158 230H157V232H158ZM170 230H168L167 231V233L166 234H168L169 233V231ZM176 230H174V231H172L173 232V235H176V234H174V232L176 233L177 231ZM195 230H198V228L197 229H195ZM203 230H204V228H203ZM207 230H208V228H207ZM206 230V231H207ZM212 230V229H211ZM224 230V229H223ZM249 230V231H250ZM255 230V229H254ZM85 231V230H84ZM108 231V234H107V232L105 233V234H107L106 236L108 237L109 236V240H110V237L112 236V234H111V236L109 235V233H110V230H107ZM120 232H121V230H119ZM126 231H128V229L126 230ZM163 232L165 231V230H162ZM186 231H188V228L186 229ZM218 231H220V230H218ZM225 231V230H224ZM249 231H247L248 233H249ZM256 231V230H255ZM48 232V231H47ZM57 232V231H56ZM129 232V231H128ZM128 232H126L127 233V235H128ZM135 232V231H134ZM149 232V231H148ZM148 232L146 233V236H147V234H148ZM154 232H156L155 230H154ZM172 232H171V234H172ZM182 232V233H183ZM204 232V231H203ZM202 232V233H203ZM212 232V231H211ZM58 233V232H57ZM56 233V234H57ZM62 233V232H61ZM68 233V232H67ZM98 233V232H97ZM115 233H117V232H115ZM136 233V232H135ZM150 233V232H149ZM162 233V232H161ZM181 233V234H182ZM192 233V232H191ZM196 233H197V231H196ZM198 233H200V232H198ZM207 233V232H206ZM54 234V233H53ZM99 234V233H98ZM114 234V233H113ZM125 234V233H124ZM132 234V233H131ZM141 234H145V232L144 233H141ZM152 234V233H151ZM151 234H150V237H151ZM155 233H153V235H154ZM158 234H160V233H158ZM177 234H178V232H177ZM184 234H185V232H184ZM184 234H183V236H184ZM193 234V233H192ZM209 234V233H208ZM252 234V233H251ZM254 234V233H253ZM252 234V235H253ZM69 235H70V231H69ZM115 235V234H114ZM120 235V234H119ZM163 235V233L162 234H160V236H162ZM165 235V234H164ZM186 235V234H185ZM188 235H189V232H188ZM188 235H186V236H188ZM194 236L196 235L195 233L193 234ZM193 235H192V238H193ZM197 235H199V237L202 235L203 236V234H197ZM206 235V234H205ZM244 235V234H243ZM58 236V235H57ZM102 237L103 236H105L104 235V233H103V235H101ZM126 236V235H125ZM137 236V235H136ZM167 236V235H166ZM165 236V237H166ZM168 236H171V235H168ZM168 236H167V238H168ZM177 236V235H176ZM182 236V237H183ZM186 236H184V238L186 237ZM201 236V237H202ZM207 236V235H206ZM236 236V235H235ZM50 237V236H49ZM49 237H48V239H49ZM54 237H56V236H54ZM67 237H69V236H67ZM96 237H98V235L96 236ZM106 237V238H107ZM114 237H116V240H117V235H115ZM120 237V236H119ZM123 237H124V235H123ZM130 237H131V239H133V237L130 235ZM130 237H126L127 238V241L130 239ZM143 237V236H142ZM148 237H149V235H148ZM156 237V236H155ZM157 237H158V235H157ZM178 237H179V235H178ZM181 237V238H182ZM188 237H190V236H188ZM198 237V236H197ZM197 237H194V238H197ZM209 237V236H208ZM245 237V236H244ZM248 237V236H247ZM99 238V237H98ZM122 238V237H121ZM125 238V237H124ZM129 238V239H128ZM144 238H146L145 236H144ZM152 238V237H151ZM160 239H157V238H155V240H158L157 242V244H161L163 241H161L162 239H161V237H159ZM174 238H176V237H174ZM248 238H250V235H249V237ZM47 239V240H48ZM56 239V238H55ZM54 239V240H55ZM108 239H106L107 240V242H110ZM114 238H112V240H113ZM130 239V241H131V244H130V241H128L127 243H129V245H132L133 243V241ZM170 239V238H169ZM177 239V238H176ZM178 239H180V237L178 238ZM178 239H177V241H178ZM187 239V238H186ZM189 239V238H188ZM44 240V239H43ZM46 240V241H47ZM99 240H102V239H100L99 238ZM98 240V241H99ZM125 240V239H124ZM150 240H152V239H150ZM165 240V239H164ZM199 240V239H198ZM197 240V241H198ZM201 240V239H200ZM146 241H147V239H146ZM165 241H167V240H165ZM163 242V244L165 243V244H167V248H169V246H168V241L167 242ZM170 242H173V241H176V240H169ZM183 241V240H182ZM185 241V240H184ZM183 241V242H184ZM195 241V240H194ZM51 242H53L52 241V239H51ZM58 242V241H57ZM95 242H97V241H95ZM101 242V241H100ZM106 242V243H107ZM115 242V241H114ZM118 242V241H117ZM117 242H115V243H117ZM121 242H122V240H121ZM148 242L149 241H147V244H148ZM151 242V241H150ZM153 243V245H154V247H155V245L157 246V244H154V242L155 241H152ZM160 242V243H159ZM180 242V241H179ZM183 242H181L182 244H180L181 246L183 245ZM196 242V241H195ZM194 242V243H195ZM49 243V242H48ZM114 243V244H115ZM126 243V242H125ZM124 243V244H125ZM135 243L136 242H134V244H133V247H134V245H135ZM175 242H173V243H169V244H174ZM178 243V242H177ZM185 243V242H184ZM188 243V242H187ZM197 243V242H196ZM199 243V242H198ZM53 245L51 246V244H49L50 245V247H52V249H53V247L55 246V242H53L52 243ZM57 244V243H56ZM100 244V243H99ZM99 244H98V246H99ZM102 244V245H101ZM100 245L103 247L102 249H101V247L99 248L100 249V251L102 252L103 250L105 251V246H103V245H105V243L103 244V242L101 243ZM114 244H111V246L112 245H114ZM122 244V243H121ZM140 244H142V242L140 243ZM163 244L161 245L162 247H163ZM164 244V245H165ZM250 244V243H249ZM264 244V243H263ZM48 245V246H49ZM58 245H59V242H58ZM117 245H119V243L117 244ZM123 245V244H122ZM175 245H176V243H175ZM179 245V244H178ZM185 245V244H184ZM184 245L182 246V247H184ZM106 246H108V245H106ZM115 246V247H114ZM112 248H116V245H114ZM123 246H125V245H123ZM123 246H121V247H123ZM150 246H151V244H150ZM159 246V245H158ZM157 246V248H159ZM172 246V245H171ZM170 246V247H171ZM177 246V245H176ZM180 246V247H181ZM263 246V245H262ZM39 247V246H38ZM43 247V246H42ZM47 247V246H46ZM50 247H49V249H50ZM55 247H57V246H55ZM131 247V246H130ZM154 247H153V249H154ZM162 247H161V249H162ZM188 246H187V244H186V246L184 247L185 249L187 248ZM201 247V246H200ZM59 248V247H58ZM107 248V247H106ZM110 248V247H109ZM119 248V250H120V246L118 247ZM127 246H125V248L123 247V249L124 250H126V251H128L127 250ZM140 248V247H139ZM144 248H145V246H144ZM151 248H152V246H151ZM166 248V249H167ZM174 248V251H175V249H178V247L177 248H175V246L173 247ZM184 248H183V250H184ZM198 248V247H197ZM260 248V247H259ZM30 249V248H29ZM32 249V248H31ZM47 249H48V247H47ZM117 249V248H116ZM116 249H113L114 251L116 250ZM122 249V248H121ZM132 249H134V248H132ZM135 249H136V247H135ZM160 249V248H159ZM158 249V250H159ZM163 249H164V247H163ZM162 249V250H163ZM171 249V248H170ZM199 249V248H198ZM248 249V248H247ZM34 250V249H33ZM51 250V249H50ZM110 250V249H109ZM112 250V251H113ZM118 250V249H117ZM130 251H131V248L129 249ZM143 250V249H142ZM141 249H140V252L139 253H141V251H142ZM146 250V249H145ZM149 250H150V247H149ZM157 250V251H158ZM221 250H222V248H221ZM257 250H258V248H257ZM49 251V250H48ZM114 251L113 252H111V253H114ZM122 251V250H121ZM144 251V250H143ZM143 251H142V253H143ZM157 251H156V256L157 257H159V259H161L162 258V256H163V258H164V256H166V252H165V255L163 254V255H159L160 254V252H159V254H157ZM170 250H168V252H169ZM173 251V250H172ZM51 252L53 253V251L51 250ZM55 252V251H54ZM106 252H108V248H107V250H106ZM118 252V251H117ZM163 252V251H162ZM177 252V251H176ZM58 253V252H57ZM56 253V254H57ZM109 253H110V251H109ZM122 253V252H121ZM123 253H124V251H123ZM129 253V252H128ZM128 253H126L127 254V259H125V260H127L128 261V264H129V258H128ZM132 253V252H131ZM133 253H135V252H133ZM139 253H138V255H139ZM140 254L141 255V262H143L142 261V255L143 254ZM147 253L148 252H146V255H147ZM153 254H154V252H152ZM173 253V252H172ZM205 253V252H204ZM220 253V252H219ZM258 253H259V251H258ZM257 253V254H258ZM261 253H262V251H261ZM56 254H55V256H56ZM120 254V253H119ZM118 253H116V255H119ZM176 254V253H175ZM175 254H172V256L173 257H175ZM49 255V254H48ZM113 255L115 256V253L114 254H112L111 256V259L112 260H115L116 261V259H114L113 258ZM123 255V254H122ZM137 255V254H136ZM140 255L138 256V258L140 257ZM150 255V254H149ZM159 255V256H158ZM167 255H168V253H167ZM54 256V255H53ZM103 256H105L104 254H103ZM110 256V255H109ZM120 256V255H119ZM119 256H117L116 258H118V259H120L121 257H124V256H121L120 258H119ZM132 256V255H131ZM131 256H129V257H131ZM144 256V255H143ZM148 256V255H147ZM156 256L154 257V258H156ZM49 257V256H48ZM126 257V256H125ZM133 257H134V254H133ZM135 257H137V256H135ZM134 257V258H135ZM171 257V256H170ZM261 257V256H260ZM107 258V259H106ZM106 260H108L109 262L108 263H110V260L111 259H109L108 258V256L106 255ZM133 258V259H134ZM147 258V260H149V258H151V257H146ZM165 258H167V256L165 257ZM164 258V259H165ZM176 258V257H175ZM52 259H53V257H52ZM122 259H124V258H122ZM122 259H120V260H122ZM132 259V258H131ZM136 259V260H135ZM134 259V261H137L138 259L137 258H135ZM152 259H153V257H152ZM157 259V258H156ZM171 259V258H170ZM169 259V260H170ZM174 259V258H173ZM212 259H213V257H212ZM261 259H262V257H261ZM147 260H145L146 262H147ZM172 260V259H171ZM175 260H177V258L175 259ZM225 260H226V258H225ZM104 261V260H103ZM119 261V260H118ZM133 261V263L135 264V262ZM150 261H151V259H150ZM153 261V260H152ZM155 261V260H154ZM160 261V263H161V261L162 260H159ZM174 261V260H173ZM178 261V260H177ZM260 261V260H259ZM107 262V261H106ZM120 262H122V261H120ZM120 262H118L119 264H120ZM123 262H125L124 260H123ZM138 262V261H137ZM139 263V264H142V263ZM149 262V261H148ZM169 262H171L170 264H172V261H169ZM105 263V262H104ZM114 263H116V264H118L117 263V261L116 262H114ZM176 264H177V262H175ZM214 263H217V261L216 262H214ZM261 263H264V262H261ZM106 264V263H105ZM112 264V263H111ZM146 264H148V263H146ZM153 264V263H152ZM260 264V263H259Z\"/></svg>",
  "mask_w": 264,
  "mask_h": 264
},
{
  "label": "crops",
  "instance_id": "3",
  "mask_svg": "<svg viewBox=\"0 0 264 264\" xmlns=\"http://www.w3.org/2000/svg\"><path fill=\"white\" fill-rule=\"evenodd\" d=\"M59 1H45L43 5L47 10L41 13L30 11V5L26 4L25 14L51 16ZM122 1L128 28H146L151 11L159 9L158 4H151L150 0ZM173 1L182 7L214 9L216 14L166 27L152 41L147 64L142 54L147 48L143 46L128 49L125 55L117 49L108 59L91 62L77 71L68 93V108L74 124L85 136L106 143L125 140L142 126L144 131L149 130L150 123L145 122L150 120L152 103L161 96L182 106L202 104L215 97L227 83L232 53L218 27L232 18L257 14L256 4L250 0ZM125 40L121 48L128 44V37L125 36ZM148 80L158 96L152 94ZM184 118L189 121L176 126V132L182 134H177L174 142L185 145L182 147L185 154L190 152L194 156L200 151L202 156L203 150L212 151L215 147L235 152L241 141L238 136L203 141L191 131L198 118L204 119L203 115ZM193 118H197L196 121H192ZM261 127H264V115ZM246 138L243 141H252Z\"/></svg>",
  "mask_w": 264,
  "mask_h": 264
},
{
  "label": "built area",
  "instance_id": "4",
  "mask_svg": "<svg viewBox=\"0 0 264 264\" xmlns=\"http://www.w3.org/2000/svg\"><path fill=\"white\" fill-rule=\"evenodd\" d=\"M222 1H229V0H222ZM151 4L157 3L161 5L160 11H151L150 18L152 19L153 23L156 25V27L159 30H164L166 27L172 24L180 23V22H186V21H195L198 19H205V18H211L212 16H186L184 14H179V11L177 10L176 4L173 0H150ZM161 20H160V17ZM157 18V19H156ZM159 18V19H158ZM155 19V20H154ZM163 21V22H161ZM164 24V25H162ZM141 33L133 28V32L129 34L128 36V44L129 49L138 48L139 47V41H140ZM201 158L208 164L214 165V180L217 182L221 181H227L230 178L226 176L223 165L218 163L216 158L210 154V153H204L202 154ZM232 163L231 158H226L225 164L229 165Z\"/></svg>",
  "mask_w": 264,
  "mask_h": 264
}]
</instances>
